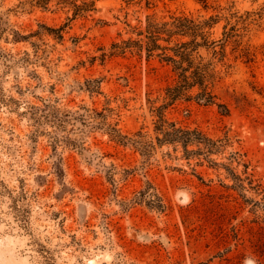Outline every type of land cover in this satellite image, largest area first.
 Listing matches in <instances>:
<instances>
[{
    "label": "rangeland",
    "instance_id": "rangeland-1",
    "mask_svg": "<svg viewBox=\"0 0 264 264\" xmlns=\"http://www.w3.org/2000/svg\"><path fill=\"white\" fill-rule=\"evenodd\" d=\"M33 1L0 0V264H264V0H95L77 18ZM231 3L245 28L227 48L230 67L219 66L228 111L182 99L164 110L230 139L214 166L155 143L170 66L101 55L147 15L209 16ZM53 110L63 122L45 117ZM102 123L146 134L153 153L117 143Z\"/></svg>",
    "mask_w": 264,
    "mask_h": 264
},
{
    "label": "trees",
    "instance_id": "trees-1",
    "mask_svg": "<svg viewBox=\"0 0 264 264\" xmlns=\"http://www.w3.org/2000/svg\"><path fill=\"white\" fill-rule=\"evenodd\" d=\"M51 2L68 7L73 11V18L96 11L95 0L88 2L34 0L33 5L47 9ZM126 2L128 4L139 3L135 0H126ZM215 9L217 13L209 16L192 13H171L164 16L152 14L147 15L144 25L128 23L129 35L123 38L120 33V39L111 43L109 51H104L101 59L145 55L147 60L157 58L170 66L174 74V82L166 88L164 103L154 108L158 117L155 127L157 134L155 143L159 147L174 146V150L181 151L182 157L188 161L197 159L199 162L205 161L211 165L219 166L222 164L217 163L211 156L224 152L229 144V138L213 139L198 128L179 125L177 122L168 120L164 115V110L167 107L181 99L194 100L205 105L223 106L228 111L224 104L218 103V95L215 92L221 79L219 66L230 67L226 62L228 60L227 48L232 46V52L239 49L243 40L241 30H244L245 27H238L242 16H238L237 12L233 11V3L218 5ZM235 19L236 22L233 24L232 20ZM222 20L225 21L222 38L214 39V29ZM59 38H62V35H59ZM57 113L56 110H53L50 115L45 117L52 118L53 122H63L62 116H58ZM102 117L106 119V115H102ZM88 118L91 120L89 122H93L95 119L92 114ZM102 126L117 143L134 147L142 156L150 157L155 149L156 144L142 132L129 136L122 133L117 123H102ZM235 155L240 154L235 152ZM233 160L239 162V156H234ZM225 168L229 170L235 181L233 187L243 189L244 179L240 175H236L229 166H225ZM141 196L145 198L144 194ZM154 196L158 202L156 208H164L160 197ZM152 201L150 204L153 203Z\"/></svg>",
    "mask_w": 264,
    "mask_h": 264
}]
</instances>
